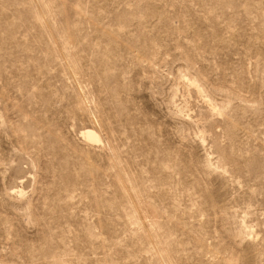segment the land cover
<instances>
[{
  "label": "rangeland",
  "instance_id": "obj_1",
  "mask_svg": "<svg viewBox=\"0 0 264 264\" xmlns=\"http://www.w3.org/2000/svg\"><path fill=\"white\" fill-rule=\"evenodd\" d=\"M0 264H264V0H0Z\"/></svg>",
  "mask_w": 264,
  "mask_h": 264
},
{
  "label": "bare ground",
  "instance_id": "obj_2",
  "mask_svg": "<svg viewBox=\"0 0 264 264\" xmlns=\"http://www.w3.org/2000/svg\"><path fill=\"white\" fill-rule=\"evenodd\" d=\"M82 135L86 140L90 142L98 143L101 141L99 134H97L94 130H90V129L84 130L82 132Z\"/></svg>",
  "mask_w": 264,
  "mask_h": 264
}]
</instances>
